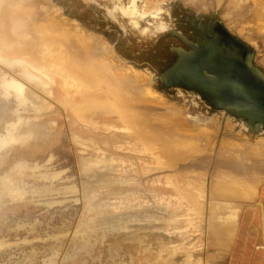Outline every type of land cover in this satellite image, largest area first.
Here are the masks:
<instances>
[{
    "label": "rangeland",
    "instance_id": "374dc122",
    "mask_svg": "<svg viewBox=\"0 0 264 264\" xmlns=\"http://www.w3.org/2000/svg\"><path fill=\"white\" fill-rule=\"evenodd\" d=\"M11 1L16 3L21 0ZM43 1L44 8L40 11L43 12L46 28L50 29V15L55 14V17L51 18L56 27L60 29V27L69 26L71 30L82 36L83 40L76 42L78 50L83 49V44H89L90 49L96 52L98 55L96 61L103 67L95 76L104 80L110 75L107 68L128 76L124 81L129 91L126 95L130 99H133L132 95L135 97L133 100L138 105L139 120L135 131L132 130L134 136H130L129 128L121 129L115 110H104L100 106L91 124L87 121L88 117L85 118L88 124L84 123L75 118L74 108L72 109L63 97H58L51 92L50 87L56 90V85L51 83L50 77H46L41 69L36 67L37 65L34 67L23 57L4 54L5 51L0 53L1 71L5 73L4 76L8 80L19 83L23 93L20 97L15 96V88H9L7 94L0 92V99L3 102L1 109L4 110L0 114V177H2L0 200L7 199L11 202L7 207L0 208V264L7 262L8 251L12 250L17 254L22 249H28L31 243L42 250L32 264H94L93 260H76L80 259L79 252L75 251V245L69 246V233L80 208V174L86 172L96 175L94 170L84 167L86 157H89L92 150L91 136L95 129H100L108 137H112L117 145L120 143L124 150L119 147L117 153L127 156L139 166L137 167L140 168L138 180L140 192L143 195L141 202L147 204L153 201L150 195L157 187L160 188L164 182L169 183L165 179L167 174L176 175L177 170L187 172L169 162L167 167L156 168L151 175L148 174L147 167L152 145L158 133V125L162 127L163 132L173 133L176 139L193 137L203 144L205 150L201 153L203 157L201 160L193 154L184 161L185 168L193 171H201L207 175L213 174L209 171L211 161L220 159L223 162L230 161L228 158L236 161L245 160L246 163L243 164L247 166H250V160L264 161V157L262 159L251 150L257 146L264 152V131L257 132L259 122L251 121L249 118L246 120L240 115H232L227 105L220 104L217 101L218 98L214 99L216 93L211 94L213 91L211 85H208L209 87L203 85L204 87L194 91L192 86L187 88L181 83H166L164 81L166 77L163 76L165 67L169 64L166 63L169 59V48L186 46L181 35L193 42L194 39H207V31L215 24L224 26L232 37L247 44L254 63L264 67V0ZM37 2L40 4L42 0H36ZM2 15L7 19L12 18L11 9ZM36 19L33 21L32 18V21L23 25L26 27L30 25L32 27L29 29H32ZM42 20L38 19L40 24ZM38 33L44 38L46 47L50 50L52 45L55 49L60 47L61 41L62 44L70 45L71 38L67 35H61L62 38L60 35L49 36L45 27L39 28ZM102 48H106L113 55L118 67L114 65L112 67L103 62L105 52ZM94 65L96 67V64ZM82 67L90 66L89 63H83ZM24 68L29 70L26 74H24ZM46 70L49 72V69ZM81 78L83 79L84 76L82 75ZM206 90H210V94H207ZM139 99L143 105L140 104ZM181 119L185 121L184 127L179 126ZM29 124L39 126V131L32 133L28 140L24 138L18 143L15 141L11 143V139L7 138L9 133L18 130L22 125ZM174 140L172 138V141ZM245 152H252V158ZM19 159H23L30 166V170L26 172L29 176L23 178L28 181V184L25 188L22 187L23 184L20 185V189L16 185L14 190V177L10 176V173L12 166ZM196 161L201 163L206 161V164H197L201 166L197 169L194 164ZM189 162H191L190 166ZM54 173H60L59 177L49 180L47 177H52ZM18 178L22 181L21 177ZM36 179H39L37 183ZM257 180L258 178L255 179ZM263 181L264 178L261 183ZM187 183L202 187L206 193L205 197L212 198L204 182L187 181L184 184ZM47 184L51 185V188L62 190L52 194L57 199L67 197L74 199L75 197L77 202L74 201L70 208H66L69 206L65 203H58L55 204L58 207L49 209V212L46 211L36 187ZM88 184L89 188L88 185L84 187L88 196L86 213L90 208L89 197H93L95 192V182L91 181ZM70 186L74 193L65 194L66 190H70ZM242 189L244 188L240 187L241 191ZM22 191L29 194L17 197L15 192ZM214 196L218 198L217 195ZM219 198L222 202L240 200L228 196ZM61 209H63L62 215H56ZM50 214L55 215V222L63 224L67 221L66 230L59 232L58 243L50 239L44 242L42 247L39 244L43 243L37 242L38 234L35 233L34 240L21 243L23 247L20 248V241L13 236L17 232L5 233L8 228L7 223L11 219L28 215L30 219L38 217L47 221L51 217ZM41 227L48 226L43 224ZM18 232L25 233L22 229ZM3 234L7 236L8 242L4 241ZM3 242L6 244H2ZM54 245L56 247L52 249ZM102 259L103 256H100L99 261Z\"/></svg>",
    "mask_w": 264,
    "mask_h": 264
},
{
    "label": "bare ground",
    "instance_id": "6f19581e",
    "mask_svg": "<svg viewBox=\"0 0 264 264\" xmlns=\"http://www.w3.org/2000/svg\"><path fill=\"white\" fill-rule=\"evenodd\" d=\"M43 8H44L43 0L40 4L38 2L36 3V0H30V1L21 0L16 3L15 1L13 2L11 0L10 1L0 0V14H1L0 15V48H2L0 53L2 51H5L4 54L5 53L7 55L12 54L13 56L16 55L20 58L23 57L27 61H30L32 58V55H28V54L24 55L22 50H21L22 53L20 52L21 54L15 51V47H13V44L9 41L10 35L11 36L16 35L18 33V29L15 30L14 26L12 25L10 26V24L6 22L8 19L4 15H2L3 13H5V11H9L11 9L12 18L19 22L22 21L23 24H28L29 21H32V18L33 21L37 18L36 21L33 22L34 28H32L36 34H39L38 33L39 28L44 29L45 27L46 31L49 33V36L60 35V38H62L61 35H65V36L67 35L69 36V38H71L70 45H68L67 43L62 44L61 41V46L60 47L58 46L59 48L57 47L55 49L54 46L52 45L51 50L48 47H46V44L43 45V43L40 42V45L41 46L43 45V47H41V49L43 48V51L41 50L42 52L38 57L39 60L36 59L35 64L32 62V60L30 62L32 63L33 66L37 65L36 67L40 68L46 77L48 76L50 77L51 83H54L56 85L55 87L56 90L50 87L51 92L55 93L58 97H63L64 98L63 100H65L68 104H70L72 109L74 108L73 110L75 112L74 114L75 118L84 123H87L88 121V123L91 124V121H93L94 117L96 116L98 108L100 106H109L111 107L109 110L114 109L118 116H122L123 121L134 122L135 124H137L139 118H137L136 109H135V106L138 108V105L133 100L135 99V97H133L132 95L131 97L133 99H130L126 95V93L129 91H127L128 87L124 83V81L128 76L126 74H120L121 72L117 73L115 72L116 70L112 71L109 68H107V71L110 73V75H108L104 80H101V78L95 76L97 71L98 72L101 71L103 67L101 63L96 61L98 56L96 52L90 49L89 44L86 45L83 44L82 46L83 49L80 48L79 50L81 51H79L76 48L78 47L76 42L77 40L78 41L83 40L82 36L76 33L75 31L71 30L69 26H65L64 28L60 27V29L56 27V24H54L55 23L54 20L51 18V17H55V14H51L52 16L50 15V29L46 28L43 12L40 11ZM38 19H43L41 24L39 23ZM29 27L32 26L29 25ZM29 27L27 26V29ZM63 38L66 39V37ZM86 40L88 41L87 38ZM70 47H72V49H69ZM210 47L211 50L209 52ZM102 49L105 52V59L103 62L106 65L112 67L114 65L115 67H118L116 61L114 60L113 55L106 48H102ZM199 49L201 51V56L197 57L195 54L190 55V59L196 60L194 59L196 57L197 59L200 58V61L206 60L213 62L212 64H217L219 61L223 60L227 63L234 64L236 67L243 68V65L241 63L243 50L241 48L239 49V51H236L238 47L232 48L230 50V53L227 54L225 53L224 55L223 54L219 55L218 54L219 50H217V48L211 45H208L207 47L206 45L202 44ZM29 51L34 55V51H37V49L31 48ZM179 51H181L182 54L184 53L181 48H179ZM181 53L180 55H182ZM28 56L30 58H28ZM83 63H89L90 67L88 68L82 67ZM94 64H96V67H94L95 66ZM46 69H49L48 70L49 72H47ZM28 71L29 70L27 68H24V74H26V72ZM4 75L5 73L2 72L0 69V92L7 94L9 92L8 91L9 88H15L16 89L15 96L19 95L20 97L21 94L23 95V93L21 92L20 85H18L19 83H16V81L8 80ZM82 75L84 76L83 79L81 78ZM261 84L263 85V83ZM215 92L216 91H213L212 93ZM113 97H114V101L112 100ZM116 100L119 101L116 102ZM156 101L158 100L156 99ZM141 103L142 101H140V104ZM2 107H3V102L2 99H0V114L1 112L4 111L3 109H1ZM247 108L249 112H251L250 114H261V115L264 114V108H262V106L249 105ZM86 117H88L87 121L85 120ZM255 121L259 123H264V117L262 116L260 118H257L255 119ZM184 123L185 121L181 119V123L179 124V126L184 127ZM158 127H159L158 133L152 145L153 147L150 154V162L147 167L148 170L147 172L149 175H151V173L154 172L156 168H161L162 166L167 167L168 164L173 163L179 166L180 168L186 170L187 172L177 170L178 172L176 175L167 174L165 176V179L166 181H169L168 183L169 185L170 184L181 185L187 181H191L193 183L204 182V184H206L208 194L210 192V194L212 195V198L209 197V200H215V201H222L219 198L220 196H226V197L228 196V197H232V199H240V200H250L251 198L254 197L258 184L261 183L262 178H264V161L254 162L250 160L251 164L250 166H247L243 164L244 162L246 163L245 160L236 161L235 159L228 158L230 161L223 162L220 159L219 161H211V166H209V171L213 174L207 175L206 173H203L201 171H193L189 168H185L184 165L186 163L184 161L188 157L189 158L192 157L193 154H195L197 157H200L201 160V158H203L201 153L205 150L203 144H201L198 139L193 137H183L181 139H176L173 133H169L167 131L163 132L161 130L162 127L159 125ZM37 131H39V126H37L36 124L22 125L21 127L18 128V130L14 131L11 134L9 133V136L7 138L11 139V143L12 141L18 143L20 141H23L24 138L28 140V137L32 133H36ZM259 131L257 129V132ZM172 138H174L175 140L172 141ZM251 150L254 151V154L260 155L259 157L263 159L264 152H262V149H259L256 146ZM245 154L250 158H252V152L251 153L245 152ZM102 158L103 156L86 157V161L84 163L85 169L90 168L91 170H94L96 172V175L94 173L87 174L86 172L84 174H80V185H81L79 192L81 199L80 208H79L78 217L73 222L71 232L69 233V239H70L69 246L75 245L74 248L75 251L79 252L80 259L78 258L76 260L78 261H84V259L93 260L94 264H97L96 262H99L102 252H107L111 250L112 254H114L117 251V249H110L108 247L105 248V246H118L121 239V235L114 234L110 230L105 231L103 229L104 231H100L99 233L101 234L98 235V231H97L98 226L91 225L90 222L87 223V219L89 216V210L86 213V209L88 206V196H87V192L84 190V187L88 185L89 188L90 185L88 183L89 182L91 183V181H94L96 185L99 183L100 180L98 176L101 175V173L98 170L103 164L104 158L103 159ZM190 164L191 162H189V166ZM194 164H196L195 168L198 169L201 168V166L197 164H206V161L202 163L201 161H196L194 162ZM113 167L114 166L111 165L110 168L112 169ZM29 170H30V166L26 164V162L23 159H19L15 163V165L12 166L10 176L14 177L13 178L14 190L16 188V185H18V189H20L19 186L22 184H23L22 187L25 188V185L28 184L27 183L28 181L23 180V178L29 176V174L26 173ZM59 174L60 173H54L52 174V177L50 176L47 178L49 180H55L57 177H59ZM108 174L110 173L106 171L104 173V176ZM18 177H21L22 181H19L18 179L20 178ZM1 178L2 177H0V179ZM256 178H258L257 181H255ZM42 179H40V181H42ZM38 181L39 179H36V183ZM162 184H167V183L164 182ZM240 187H243L244 189H242L241 191ZM36 188L38 190L39 197L43 199V201L41 202L44 204L43 206L46 207L45 209L48 212L49 209L53 207H58V205L55 204L65 203L67 204V206H69L66 208H70L71 204L74 201L77 202L75 197L74 199L71 197L57 199L52 194L58 193L62 190L59 188H51V185L47 184L44 186H38ZM64 193L72 195L74 193L73 188L70 186V190H66ZM15 194L17 197H19L29 193L22 191V192H15ZM214 195H217L218 198H216ZM89 198L91 200L92 197ZM10 204L11 202H9L7 199L0 200V208L3 207L5 208ZM41 211L43 212L44 208ZM62 212L63 209H61V211H58L56 215H62ZM50 215L51 217H49L47 221L41 220L37 216H36L37 218L35 219L33 218L30 219L28 215L22 216L23 218L18 217L17 219H11L9 223H7L8 228L5 230V233L8 234L10 232H17L15 235L13 234V236L20 241L19 242L20 248L23 247L22 245H20L21 243H29L33 241L34 240L33 234L35 233L38 234L37 242L43 243V244H39L42 247H44V242L50 239H54V241L58 243L59 232H63L66 230L67 221H64L63 224H60L58 222H55L54 214H50ZM85 220H86V224L88 225L86 224L84 225ZM43 224H46L48 227L42 228L41 226ZM93 228L97 230L91 231ZM21 229L25 233L20 234V232L18 231H20ZM42 234H44V237H42ZM91 235H92L91 238H93V240L90 239ZM107 237H113L114 239L113 242L108 244V242L106 241ZM3 239L4 241L8 242V238L5 234H3ZM2 244H6V243L3 242ZM55 247H56L55 245L52 246V249ZM26 250L22 249V251L18 252L17 254H15V251L12 250L8 251L6 256L7 262H5L4 264H25V263L32 264L35 262L34 259L37 257L38 253L42 251L40 247H37L35 244L33 245L32 243ZM101 264L104 263L102 262Z\"/></svg>",
    "mask_w": 264,
    "mask_h": 264
},
{
    "label": "crops",
    "instance_id": "0c3cea01",
    "mask_svg": "<svg viewBox=\"0 0 264 264\" xmlns=\"http://www.w3.org/2000/svg\"><path fill=\"white\" fill-rule=\"evenodd\" d=\"M6 22L18 29L8 37L15 51L32 55L35 64L44 38L13 18ZM31 48L37 49L34 55ZM102 109L110 111L109 106ZM118 120L132 136L137 124L123 121L122 116ZM91 139L89 157L103 156L104 161L87 223L98 226L91 230L98 235L104 230L121 235L118 246L104 244L117 251L102 252L99 264H264V181L250 200L232 202L209 200L202 187L191 183H167L150 193L153 201L147 204L141 202L140 168L117 153L123 148L120 143L100 129H95ZM106 171L110 174L104 176ZM113 240L106 238L108 244Z\"/></svg>",
    "mask_w": 264,
    "mask_h": 264
},
{
    "label": "flooded vegetation",
    "instance_id": "af4514ba",
    "mask_svg": "<svg viewBox=\"0 0 264 264\" xmlns=\"http://www.w3.org/2000/svg\"><path fill=\"white\" fill-rule=\"evenodd\" d=\"M207 32H208L207 39H200V40L194 39V42L186 39L184 35L182 36L181 34H179V36L181 35L182 39H184L185 41L184 43L186 46L169 48V59L166 60V63L169 64L167 67H165V72L163 73V76L166 77V80L164 81L166 83H193L192 87L198 88V89L193 88L194 91H198L200 87L208 86L210 85V83H256L257 86L259 85L261 89L260 90L261 94L257 93L258 94L257 98L259 96H262L263 100L260 103L262 104V108H264V67L254 63V59L252 58V53L250 52L249 46L240 39L235 38L234 36L232 37L227 32L226 28L220 24L217 25L215 24L211 26L209 31ZM202 44L206 45L207 47L208 45L214 46L215 48H217V50H219L218 51L219 55L223 54L220 51L221 47H223L224 49L230 47L227 53H230V50L232 48L238 47L236 51H239V49L241 48L243 50L242 62H241L243 68L236 67L234 64L227 63L223 60L219 61L217 64H212L213 62L206 60L200 61V58L197 59L196 57L194 58L196 60L190 59V55L195 54L197 57L201 56V51L199 48ZM179 48L182 49V51L184 52L183 54L181 53V51H179ZM210 50L211 47L209 49V52ZM180 53L182 55H180ZM170 55H172V57H170ZM182 60L186 63L188 62L189 64H192V66H194L195 69L198 70L197 72H199L198 73L199 75L193 79L183 75L182 72L181 74H177V77H175L176 74L173 75L171 74L172 76L170 75L168 76V70H170L173 67V65H175L176 63ZM208 67L214 68L216 70V73L211 72V70H209ZM181 75L183 78H181ZM219 75H224L225 78L219 79L218 78ZM261 83H263V85ZM256 90L258 89L257 88L255 89V87L253 86L249 87V92L251 94L256 93ZM206 93L210 94V91H206ZM217 98H218L217 96H214L215 100ZM252 98L253 100L255 99L253 95L251 96V99ZM257 106H259V104ZM230 113L234 116L240 115L244 117V119L246 120L248 119L247 116L242 114V112L231 110ZM247 115L249 116L251 114L247 113ZM262 116L264 117V114H262ZM259 124L260 126L257 127L258 131L259 130L264 131V123H259Z\"/></svg>",
    "mask_w": 264,
    "mask_h": 264
},
{
    "label": "water",
    "instance_id": "95a60500",
    "mask_svg": "<svg viewBox=\"0 0 264 264\" xmlns=\"http://www.w3.org/2000/svg\"><path fill=\"white\" fill-rule=\"evenodd\" d=\"M227 49L221 47L220 51L224 54L229 51L230 47H228ZM208 69L211 70V72L216 73V70L214 68L208 67ZM197 71L198 70L195 69V67L192 66V64H189L188 62L186 63L182 60L176 63L175 65H173V67L170 70H168V76L169 75L172 76L173 74H176L175 77H177V74H181L182 72L183 75L193 79L199 75L198 74L199 72ZM181 78H183L182 75ZM218 78L224 79L225 76L219 75ZM181 84L184 87L193 85V83H181ZM210 85L212 86L211 90L216 91V94L214 96L218 97L217 101L222 105H227L230 111L235 110L237 112H242V114L247 116V118H249L251 121H254L257 118L262 117L261 114H251L249 116L247 115V113L249 114L251 113L247 108L249 105L253 104L257 106L259 104V106H262V104L260 103L263 100L262 96H259L257 98L258 94H261L260 93L261 89L260 86L259 85L257 86L256 83H210ZM251 86L255 87V89L256 88L258 89L256 90V93L251 94L249 92V87ZM206 91H210V90H206ZM213 91H211V94ZM252 95L255 98L254 100L253 98L251 99Z\"/></svg>",
    "mask_w": 264,
    "mask_h": 264
}]
</instances>
